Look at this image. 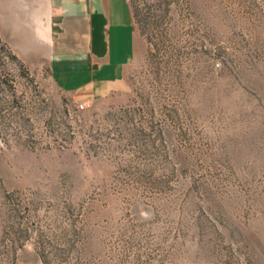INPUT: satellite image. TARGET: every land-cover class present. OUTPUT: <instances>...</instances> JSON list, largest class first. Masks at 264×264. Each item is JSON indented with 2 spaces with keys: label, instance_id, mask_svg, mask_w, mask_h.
<instances>
[{
  "label": "rangeland",
  "instance_id": "1",
  "mask_svg": "<svg viewBox=\"0 0 264 264\" xmlns=\"http://www.w3.org/2000/svg\"><path fill=\"white\" fill-rule=\"evenodd\" d=\"M128 1L82 112L0 39V264H264V0Z\"/></svg>",
  "mask_w": 264,
  "mask_h": 264
},
{
  "label": "crops",
  "instance_id": "2",
  "mask_svg": "<svg viewBox=\"0 0 264 264\" xmlns=\"http://www.w3.org/2000/svg\"><path fill=\"white\" fill-rule=\"evenodd\" d=\"M0 39L23 60L43 57L74 102L124 93L136 52L128 0H0Z\"/></svg>",
  "mask_w": 264,
  "mask_h": 264
},
{
  "label": "built area",
  "instance_id": "3",
  "mask_svg": "<svg viewBox=\"0 0 264 264\" xmlns=\"http://www.w3.org/2000/svg\"><path fill=\"white\" fill-rule=\"evenodd\" d=\"M68 104L71 108H73L77 112H82L87 109H89L92 105L91 102H82V103H76L74 101L68 100Z\"/></svg>",
  "mask_w": 264,
  "mask_h": 264
}]
</instances>
